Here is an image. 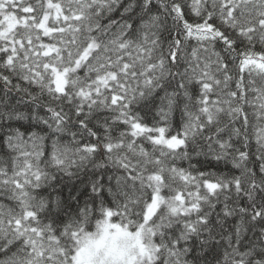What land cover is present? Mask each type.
Returning a JSON list of instances; mask_svg holds the SVG:
<instances>
[{
	"label": "snow or ice",
	"instance_id": "1",
	"mask_svg": "<svg viewBox=\"0 0 264 264\" xmlns=\"http://www.w3.org/2000/svg\"><path fill=\"white\" fill-rule=\"evenodd\" d=\"M0 264H264V0H0Z\"/></svg>",
	"mask_w": 264,
	"mask_h": 264
}]
</instances>
